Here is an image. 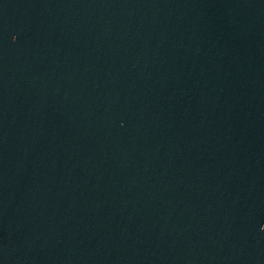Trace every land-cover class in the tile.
Segmentation results:
<instances>
[{"label": "water", "instance_id": "obj_1", "mask_svg": "<svg viewBox=\"0 0 264 264\" xmlns=\"http://www.w3.org/2000/svg\"><path fill=\"white\" fill-rule=\"evenodd\" d=\"M0 264H264V0H0Z\"/></svg>", "mask_w": 264, "mask_h": 264}]
</instances>
